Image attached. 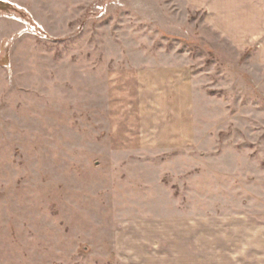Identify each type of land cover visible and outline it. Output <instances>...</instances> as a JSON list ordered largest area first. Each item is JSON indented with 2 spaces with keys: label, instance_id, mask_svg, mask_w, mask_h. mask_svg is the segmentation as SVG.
Listing matches in <instances>:
<instances>
[{
  "label": "rangeland",
  "instance_id": "1",
  "mask_svg": "<svg viewBox=\"0 0 264 264\" xmlns=\"http://www.w3.org/2000/svg\"><path fill=\"white\" fill-rule=\"evenodd\" d=\"M0 264H264V0H0Z\"/></svg>",
  "mask_w": 264,
  "mask_h": 264
},
{
  "label": "crops",
  "instance_id": "2",
  "mask_svg": "<svg viewBox=\"0 0 264 264\" xmlns=\"http://www.w3.org/2000/svg\"><path fill=\"white\" fill-rule=\"evenodd\" d=\"M182 95V94H181ZM181 95H179L181 97Z\"/></svg>",
  "mask_w": 264,
  "mask_h": 264
}]
</instances>
